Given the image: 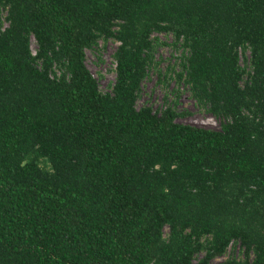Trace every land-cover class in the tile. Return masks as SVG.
I'll return each instance as SVG.
<instances>
[{
  "label": "trees",
  "instance_id": "trees-1",
  "mask_svg": "<svg viewBox=\"0 0 264 264\" xmlns=\"http://www.w3.org/2000/svg\"><path fill=\"white\" fill-rule=\"evenodd\" d=\"M154 33L219 129L137 106ZM0 264H264V0H0Z\"/></svg>",
  "mask_w": 264,
  "mask_h": 264
},
{
  "label": "rangeland",
  "instance_id": "rangeland-1",
  "mask_svg": "<svg viewBox=\"0 0 264 264\" xmlns=\"http://www.w3.org/2000/svg\"><path fill=\"white\" fill-rule=\"evenodd\" d=\"M160 45L154 52V61L148 70V74L142 82L141 93L137 99V106L150 105L153 109L164 107L167 104L174 105L178 112H188V115L177 118L180 123L191 124L208 129H219L221 119L207 113L203 107L198 106L191 97L189 88L184 83L176 80V73L180 70L178 57L181 49L177 50L172 45L173 36L165 33H154ZM117 41L108 39L106 42L100 40L96 49H86V66L97 79L101 92H108L115 79V61L113 58ZM31 49H36V42L31 39ZM249 56V52H246ZM101 58V60L98 59ZM241 65L249 66L241 57ZM172 68L169 72L168 69ZM246 76H244L245 78ZM179 90V94H177ZM167 229H165V233ZM231 244L224 256L216 259L217 263L234 254L240 255L239 246Z\"/></svg>",
  "mask_w": 264,
  "mask_h": 264
},
{
  "label": "built area",
  "instance_id": "built-area-1",
  "mask_svg": "<svg viewBox=\"0 0 264 264\" xmlns=\"http://www.w3.org/2000/svg\"><path fill=\"white\" fill-rule=\"evenodd\" d=\"M5 26H7V23H6V22L4 23V27H5ZM2 29H3V28H2ZM117 43H118V42H117ZM31 52H32L33 55H35V53H36V51L33 50V49H31ZM115 65H116V64H115Z\"/></svg>",
  "mask_w": 264,
  "mask_h": 264
}]
</instances>
